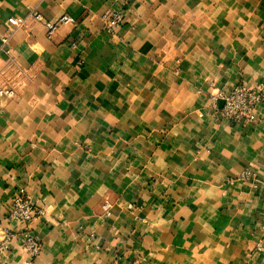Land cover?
I'll return each mask as SVG.
<instances>
[{
  "label": "crops",
  "instance_id": "crops-1",
  "mask_svg": "<svg viewBox=\"0 0 264 264\" xmlns=\"http://www.w3.org/2000/svg\"><path fill=\"white\" fill-rule=\"evenodd\" d=\"M34 9L76 25L48 39ZM2 38L0 264H264V191L235 181L264 176V104L232 125L208 99L264 91V0H0ZM20 189L38 256L7 218Z\"/></svg>",
  "mask_w": 264,
  "mask_h": 264
},
{
  "label": "built area",
  "instance_id": "built-area-1",
  "mask_svg": "<svg viewBox=\"0 0 264 264\" xmlns=\"http://www.w3.org/2000/svg\"><path fill=\"white\" fill-rule=\"evenodd\" d=\"M32 20L38 23H43L46 30V37L50 39L60 26H75L76 21L66 14L62 15L56 22H44L42 16L37 10H32L30 13ZM102 29L108 36H113L116 29L123 22V14L118 10L105 12L101 16ZM8 22L18 28L23 25V21H18L14 18H9ZM8 38L0 39V50L5 57L6 68L17 73L18 68L11 56L10 49L7 47ZM10 81V80H9ZM15 96V88L11 82H0V100L12 99ZM211 107L214 112L223 120L232 125L248 124L255 120L256 110L260 104H264V92L260 87L248 88L243 85H237L228 91H217L209 98ZM221 103V107L217 109V103ZM235 181L247 182L254 189H262L264 191V176H257L250 170H244L239 174ZM110 204L104 202L102 211L108 214ZM43 210L37 209L30 202L23 189L18 190L11 198L7 218L10 221L19 223L23 230L21 233L20 247L32 256H38L41 251V243L39 238L33 234L28 225L34 217H41ZM264 229V225H263ZM11 235H3L0 241V251H3L10 244Z\"/></svg>",
  "mask_w": 264,
  "mask_h": 264
},
{
  "label": "rangeland",
  "instance_id": "rangeland-1",
  "mask_svg": "<svg viewBox=\"0 0 264 264\" xmlns=\"http://www.w3.org/2000/svg\"><path fill=\"white\" fill-rule=\"evenodd\" d=\"M256 87H259V86H256ZM255 87V88H256ZM217 91H219V90H217ZM217 91H215V90H213L212 92H210L209 93V95H208V99L210 98V96H212L213 94H215V92H217ZM264 92V91H263ZM210 100V99H209Z\"/></svg>",
  "mask_w": 264,
  "mask_h": 264
}]
</instances>
